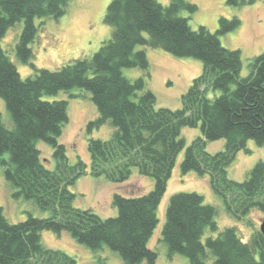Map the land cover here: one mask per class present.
Listing matches in <instances>:
<instances>
[{"label":"trees","instance_id":"trees-1","mask_svg":"<svg viewBox=\"0 0 264 264\" xmlns=\"http://www.w3.org/2000/svg\"><path fill=\"white\" fill-rule=\"evenodd\" d=\"M226 2L238 5L246 0ZM68 3L0 0V98L11 122L5 124L0 113V167L14 189L13 197L33 200L49 212L45 217L29 214L12 223L0 206V264H79L64 250L46 247L41 242L42 230L66 231L91 250L105 245L119 254L122 264H155L157 252L148 247V241L158 225V206L181 151L180 172L207 175L210 189L228 214L240 220L252 209L264 212V160L257 161L242 181L227 172L235 153L248 151L247 140L264 144V52L250 59L248 73L241 76L240 51L223 46L218 37L237 27L240 20L220 17L211 32L202 25L190 27L188 17L197 6L187 0H169L167 5L157 0H111L103 16L110 36L96 52L57 70L31 64L33 73L22 78L1 47L5 32L23 22L15 55L27 63L33 57L30 44L37 31L35 20L58 19ZM183 10L187 17L181 15ZM138 45L201 61L202 70L181 95L179 108L156 107L155 95L144 89L143 77L130 80L123 75V68L147 70L146 52L136 49ZM72 88L87 90L97 109L89 131L107 121L114 127L108 139H88L90 173L120 183L136 168L140 175L153 179L152 189L145 194L114 193V216L102 217L74 205L76 194L70 186L87 166L79 158L71 163L58 141L68 121L67 101L46 98ZM196 126L201 135L186 143L181 128ZM217 139H224V148L207 151V143ZM37 141L51 146L54 168L42 162ZM215 214L216 208L198 192L172 193L160 230L168 255L179 253L189 264H206L208 250L214 264H264V236L259 229L246 241L234 227L202 241L205 230H217Z\"/></svg>","mask_w":264,"mask_h":264},{"label":"rangeland","instance_id":"rangeland-1","mask_svg":"<svg viewBox=\"0 0 264 264\" xmlns=\"http://www.w3.org/2000/svg\"><path fill=\"white\" fill-rule=\"evenodd\" d=\"M111 0H69L66 13L54 19L51 17L36 19L37 31L30 44L33 57L23 63L15 55V43L22 31L23 22L19 21L9 27L1 39V47L16 65L22 78L33 73L36 68L57 70L63 64L80 57H89L98 50L102 41L110 36L111 29L103 22L107 5ZM167 5L169 0H157ZM197 6L196 11L189 15L188 23L192 29L199 25L205 26L211 32L218 27L220 17H237L240 23L234 29L220 34L218 37L223 46L238 49L241 58V76L248 73L250 59L264 52V0H253L238 5L229 4L226 0H187ZM181 15L188 16L186 11ZM43 21V22H42ZM42 22V23H41ZM136 49H143L148 59L147 70L139 68H123V75L130 80L143 77L144 89L151 90L155 95L156 107L177 109L181 106L180 98L187 91L194 77L200 74L202 63L192 57H177L161 49L138 45ZM212 96V92H208ZM52 99L67 101L68 121L58 137L63 143L66 154L71 163L77 158L83 160L87 166L86 172L80 175L70 190L76 194L74 205L80 208H90L102 217L114 216L116 208L111 204L112 195L118 193L123 196L142 195L153 187V179L148 175H140L136 168L124 182L116 183L104 176H93L89 171L90 155L87 148L89 138L108 139L114 127L109 121L99 128L87 129L88 123L98 115L95 105L90 99V93L81 88L60 91L56 96H46ZM0 113L2 121L10 125V119L3 100L0 98ZM199 126L182 127L180 136L189 143L196 136H200ZM40 157L44 165L52 169L55 161L52 148L43 141H37ZM224 148V139H217L207 143V151L213 153ZM248 151L240 150L235 153L232 163L227 168L228 176L242 181L248 176V171L259 160H264V144L258 145L253 139L246 142ZM183 151L176 158L166 191L158 206L159 222L153 231L148 247L157 252L155 264H189L187 257L175 253L168 255L167 245L161 239L160 230L164 221V211L170 195L177 191H195L200 193L205 203L216 208V231L205 230L202 241L208 236H216L225 227H234L243 241L248 240L251 232L259 229L264 220V212L252 209L243 219H236L228 214L221 200L212 192L208 176H199L194 171L182 174L179 162ZM14 189L3 176L0 167V206L4 215L12 222L24 220L29 214L36 217L48 216L47 210H41L33 200L12 196ZM41 242L54 249H61L72 255L79 264H122L119 254L107 246L98 250H91L84 244L77 242L66 231L56 233L51 230L40 232ZM206 264H214V257L207 250ZM141 264H145L142 262Z\"/></svg>","mask_w":264,"mask_h":264},{"label":"water","instance_id":"water-1","mask_svg":"<svg viewBox=\"0 0 264 264\" xmlns=\"http://www.w3.org/2000/svg\"><path fill=\"white\" fill-rule=\"evenodd\" d=\"M259 230H260L261 234L264 236V220H262V222L259 226Z\"/></svg>","mask_w":264,"mask_h":264}]
</instances>
